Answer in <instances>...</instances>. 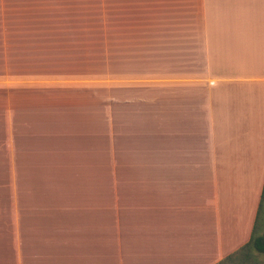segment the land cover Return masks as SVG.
Wrapping results in <instances>:
<instances>
[{"label": "crops", "instance_id": "crops-1", "mask_svg": "<svg viewBox=\"0 0 264 264\" xmlns=\"http://www.w3.org/2000/svg\"><path fill=\"white\" fill-rule=\"evenodd\" d=\"M166 1L145 26L143 72L121 78L143 79L127 91L143 106L109 122L85 46L63 29H1L0 264H216L249 240L264 183V0ZM104 131L144 133L138 168L134 154L120 171L113 153L105 178Z\"/></svg>", "mask_w": 264, "mask_h": 264}, {"label": "rangeland", "instance_id": "rangeland-1", "mask_svg": "<svg viewBox=\"0 0 264 264\" xmlns=\"http://www.w3.org/2000/svg\"><path fill=\"white\" fill-rule=\"evenodd\" d=\"M166 3V0H0V31L17 25L45 30L63 29L66 43L85 46L87 84L89 88L100 87V90L93 93L101 94L99 107L102 103L105 122H109L112 109L126 113V110L136 111L135 105L143 106V96L132 99L127 92L129 89L135 90L136 87L131 86L143 85V79L121 78H125L127 71H131L130 76L143 72L145 26L154 28L159 25V12L165 10ZM155 100L164 102L163 97ZM175 112L180 115L179 110ZM137 125L140 123L137 122ZM109 133L111 131H104L103 135L105 178L106 173L117 166L114 162L119 157L120 171L128 170L129 161L133 166L134 154L138 168L143 155L139 147L145 145L144 133L121 131L115 133L117 140L114 141L109 140ZM128 138L131 147L127 146ZM174 139H168L169 143ZM144 154H148V151L145 150ZM259 169L254 183H260ZM110 182L105 179L104 186L110 187Z\"/></svg>", "mask_w": 264, "mask_h": 264}, {"label": "trees", "instance_id": "trees-1", "mask_svg": "<svg viewBox=\"0 0 264 264\" xmlns=\"http://www.w3.org/2000/svg\"><path fill=\"white\" fill-rule=\"evenodd\" d=\"M264 183L249 240L216 264H264Z\"/></svg>", "mask_w": 264, "mask_h": 264}]
</instances>
